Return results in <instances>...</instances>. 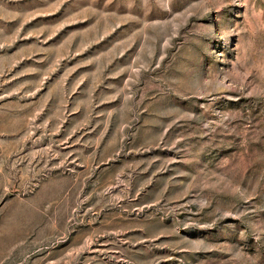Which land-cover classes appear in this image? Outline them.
<instances>
[{"label": "rangeland", "instance_id": "obj_1", "mask_svg": "<svg viewBox=\"0 0 264 264\" xmlns=\"http://www.w3.org/2000/svg\"><path fill=\"white\" fill-rule=\"evenodd\" d=\"M0 264H264V0H0Z\"/></svg>", "mask_w": 264, "mask_h": 264}]
</instances>
